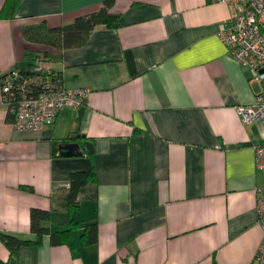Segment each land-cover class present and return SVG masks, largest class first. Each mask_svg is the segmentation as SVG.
I'll return each mask as SVG.
<instances>
[{"label":"crops","instance_id":"obj_1","mask_svg":"<svg viewBox=\"0 0 264 264\" xmlns=\"http://www.w3.org/2000/svg\"><path fill=\"white\" fill-rule=\"evenodd\" d=\"M6 1L0 76L41 55L65 88L89 92L52 124L19 130L0 90V233L34 239L35 207L50 212L51 232L72 227L73 237L71 247L45 234L16 253L0 239V264H258L264 170L254 146L264 143V123L243 124L234 106L252 103L264 80H250L217 36L234 6L114 0L117 27L97 25L83 45L60 49L27 41L23 27L61 26L104 0H14L5 10ZM70 140L83 154H59ZM87 169L94 179L69 210L70 174ZM94 222L97 241L85 244Z\"/></svg>","mask_w":264,"mask_h":264},{"label":"built area","instance_id":"obj_2","mask_svg":"<svg viewBox=\"0 0 264 264\" xmlns=\"http://www.w3.org/2000/svg\"><path fill=\"white\" fill-rule=\"evenodd\" d=\"M234 6L231 15L217 32L228 54L249 72V79L264 80V0H221ZM28 71L13 67L0 76L2 101L19 130H39L52 124L66 107L76 108L88 95L86 88L67 89L61 78L38 58ZM235 112L245 125L264 123V89L248 104H237ZM255 166L264 170V143L254 146ZM257 223L262 238L255 252V261L264 264V186L256 188Z\"/></svg>","mask_w":264,"mask_h":264},{"label":"trees","instance_id":"obj_3","mask_svg":"<svg viewBox=\"0 0 264 264\" xmlns=\"http://www.w3.org/2000/svg\"><path fill=\"white\" fill-rule=\"evenodd\" d=\"M113 2L114 0H104L99 9L76 16L61 26L49 27L44 20L25 25L22 29L23 36L27 41L43 43L60 49L81 46L86 42L90 32L97 25L111 28L118 26V15L110 12ZM14 3V0H7L4 4L5 10L6 8L9 9ZM40 57L42 56H37L27 69H19L28 71V69H31L36 64L35 61ZM55 73L61 78L59 73L56 71ZM94 176L93 169L71 172L69 186L64 193V199L69 206V210L77 207L79 189L90 180H93ZM49 221L50 212L48 210L33 207L30 211V231L34 234V239H22L7 233H0V239L9 248L11 253H16L22 245L40 243L45 234H49L52 244L65 243L72 247V227L63 231L51 232ZM81 237L85 244H94L97 241L96 223L87 224Z\"/></svg>","mask_w":264,"mask_h":264},{"label":"water","instance_id":"obj_4","mask_svg":"<svg viewBox=\"0 0 264 264\" xmlns=\"http://www.w3.org/2000/svg\"><path fill=\"white\" fill-rule=\"evenodd\" d=\"M71 137H80L79 135H71ZM84 145L86 146L89 152H92V144L89 141H85ZM59 154L61 155H81L83 154V149L79 142L70 140L59 143Z\"/></svg>","mask_w":264,"mask_h":264}]
</instances>
